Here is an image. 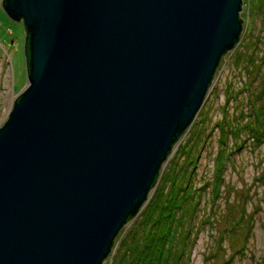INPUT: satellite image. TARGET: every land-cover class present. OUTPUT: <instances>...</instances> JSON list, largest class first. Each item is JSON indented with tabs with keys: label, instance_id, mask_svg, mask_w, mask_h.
<instances>
[{
	"label": "water",
	"instance_id": "1",
	"mask_svg": "<svg viewBox=\"0 0 264 264\" xmlns=\"http://www.w3.org/2000/svg\"><path fill=\"white\" fill-rule=\"evenodd\" d=\"M1 4L27 82L0 126V264H102L238 42L242 0Z\"/></svg>",
	"mask_w": 264,
	"mask_h": 264
},
{
	"label": "rangeland",
	"instance_id": "2",
	"mask_svg": "<svg viewBox=\"0 0 264 264\" xmlns=\"http://www.w3.org/2000/svg\"><path fill=\"white\" fill-rule=\"evenodd\" d=\"M242 2L239 40L221 56L193 123L175 142L149 193L163 188L168 195L175 190L180 203L173 226H181L178 238L185 241L179 252H187L162 264H262L264 135L256 141L237 124L264 123V0ZM24 38L23 23L11 20L0 0V126L27 82ZM224 113L228 124L222 129L217 124ZM212 201L210 224L205 216ZM135 219L122 228L103 264H110L118 253V242Z\"/></svg>",
	"mask_w": 264,
	"mask_h": 264
},
{
	"label": "trees",
	"instance_id": "3",
	"mask_svg": "<svg viewBox=\"0 0 264 264\" xmlns=\"http://www.w3.org/2000/svg\"><path fill=\"white\" fill-rule=\"evenodd\" d=\"M240 18L242 21L243 18L242 17ZM236 42L235 45L237 44ZM218 66L219 63L217 65V68ZM213 76H215V72ZM212 79L208 85V89L213 82ZM261 92H263V88L261 89ZM262 115L263 112L260 111V109H258L257 117L261 118ZM259 121L260 120L255 121L250 125L245 123H238L237 126L239 127V131L242 130V127H244V129L247 132L250 131L253 137L256 138V141H259L261 140V137L264 135V123L261 124L259 123ZM180 137H178V139ZM174 144L175 143H173L172 148ZM170 152L171 151H169V153ZM190 159L192 161L191 157ZM222 161L224 162V160ZM161 167L158 170L157 174L155 175L154 181L150 187V191L152 190L154 185L157 183V180L162 175ZM173 192H174V196L170 197V195H172ZM152 193L153 194L151 196L146 198V200L144 201L142 206L138 209V212L135 215L132 214L128 215L125 223L119 230L117 236L114 239L113 245L111 247V251L115 245L117 237L120 234V231L122 230V228L124 230L125 224L136 218L131 228L128 231H126L122 236V241L118 242L120 248L117 251L118 253L112 256L110 264H162L164 260H168L170 257H173L176 254H179L178 257H180V253L185 254L187 252L186 250L185 251L181 250L179 252V250L182 248L181 242L185 241V239H183V237L180 239L178 238V234L182 233L181 226L178 225L176 226V228L173 226V222L175 221V219L178 220L175 216L177 210L174 209L179 207V204H177V206L175 207L176 202L179 203L178 201L179 198L175 197L177 192L173 190L169 194L167 193L168 195H166V193L163 191V188H158L155 192ZM216 193H218L217 190ZM174 198H176V201H174ZM213 211H214V203L212 201L211 206H209L207 211L208 214H206L205 216L208 223L211 222ZM242 214H244V212ZM171 233L174 234L172 238H171L172 235ZM183 243L185 244V242ZM242 244L245 246V239L244 242H242ZM261 263L264 264V256H262Z\"/></svg>",
	"mask_w": 264,
	"mask_h": 264
},
{
	"label": "bare ground",
	"instance_id": "4",
	"mask_svg": "<svg viewBox=\"0 0 264 264\" xmlns=\"http://www.w3.org/2000/svg\"><path fill=\"white\" fill-rule=\"evenodd\" d=\"M242 3H243V2H242ZM239 15H240V14H239ZM241 33H242V31H241ZM241 33H240V35H241ZM239 37H240V36H239ZM220 59H221V58H220ZM216 68H217V67H216ZM215 70H216V69H215ZM213 75H214V74H213ZM215 75H216V71H215ZM214 77H215V76H213V79H214ZM213 79H212V80H213ZM209 88H210V87H209ZM208 90H209V89L207 88L206 93L208 92ZM205 96H206V94H205ZM199 109H200V108H199ZM198 111H199V110H198ZM198 111H197V113H198ZM225 117H228L225 113H224L223 115H221L220 122L217 124L219 127H222V125H225V124L228 122L227 118H225ZM193 120H194V119H193ZM193 120L191 121V123L193 122ZM191 123H190V124H191ZM190 124L188 125V127L190 126ZM227 124H228V123H227ZM188 127H187V128H188ZM187 128H186V129H187ZM223 128H224V127H222V129H223ZM184 131H185V130H184ZM184 131H183V132H184ZM183 132H182V133H183ZM218 135H220V137H222V135H221L220 132H219ZM180 136H181V135H180ZM180 136H179V137H180ZM220 137H217V139L220 140ZM176 141H178V140H176ZM187 156H188V154H187ZM166 158H167V157H166ZM192 160H193V159H192ZM163 164H164V162H163ZM163 164H162V165H163ZM186 188H187V187H186ZM149 191H150V189H149ZM149 191H148V196H147V197H149V193H150ZM169 193H170V192H169ZM169 193H168V194H169ZM176 194H177V193H176ZM173 196H174V192H173L172 195H170V197H173ZM176 197H178V196L176 195ZM174 201H176V198H174ZM178 201H179V199H178ZM177 204H180V203H177V202H176L175 207L177 206ZM174 209H176V210L178 211V209H180V208L178 207V208H174ZM242 242H243V241H242ZM106 259H107V257L105 258V260H106ZM105 260H104V261H105ZM104 261H103V262H104ZM102 264H103V263H102Z\"/></svg>",
	"mask_w": 264,
	"mask_h": 264
}]
</instances>
